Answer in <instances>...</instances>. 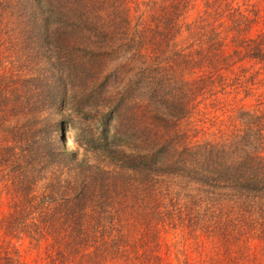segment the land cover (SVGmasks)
Instances as JSON below:
<instances>
[{
    "label": "trees",
    "instance_id": "1",
    "mask_svg": "<svg viewBox=\"0 0 264 264\" xmlns=\"http://www.w3.org/2000/svg\"><path fill=\"white\" fill-rule=\"evenodd\" d=\"M196 1L0 0V264H264L263 117L181 125L220 58L175 43Z\"/></svg>",
    "mask_w": 264,
    "mask_h": 264
},
{
    "label": "rangeland",
    "instance_id": "2",
    "mask_svg": "<svg viewBox=\"0 0 264 264\" xmlns=\"http://www.w3.org/2000/svg\"><path fill=\"white\" fill-rule=\"evenodd\" d=\"M209 1L208 9L205 0L193 4L175 40L178 49L185 50L184 53L193 58H199L201 52L209 50L210 39L221 45L218 63H203L194 70L193 76L184 78L185 82H190L203 71L208 72L207 77L215 76L209 82L206 95L199 97L200 106H195L198 101L194 103L190 96L182 102L184 110L192 107L194 113L183 119L181 125L190 128L188 124L192 122L202 130L197 140L210 139L216 134L220 136V132L231 135L234 130L243 129L244 121L240 116L243 112L255 113L264 119V0ZM162 106L157 104L159 109H164ZM166 108L169 112L176 111L172 102H168ZM260 126H264V120ZM65 133L67 146L74 148L67 125ZM172 238L174 243L182 241L180 236ZM21 243L19 247L25 264H49L45 255L29 252L27 240ZM189 259L191 263L205 264L207 257L206 253L199 252L190 255Z\"/></svg>",
    "mask_w": 264,
    "mask_h": 264
}]
</instances>
